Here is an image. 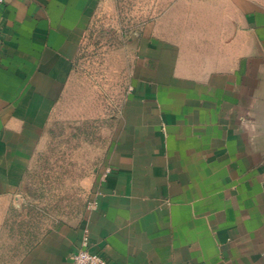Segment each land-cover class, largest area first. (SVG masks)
<instances>
[{
    "label": "crops",
    "instance_id": "0c3cea01",
    "mask_svg": "<svg viewBox=\"0 0 264 264\" xmlns=\"http://www.w3.org/2000/svg\"><path fill=\"white\" fill-rule=\"evenodd\" d=\"M110 3L0 7L2 212L22 208L88 27ZM129 45L131 84L93 207L45 231L5 218L0 264H71L85 230L107 264H264V0H171Z\"/></svg>",
    "mask_w": 264,
    "mask_h": 264
},
{
    "label": "rangeland",
    "instance_id": "374dc122",
    "mask_svg": "<svg viewBox=\"0 0 264 264\" xmlns=\"http://www.w3.org/2000/svg\"><path fill=\"white\" fill-rule=\"evenodd\" d=\"M168 1L111 0L91 22L62 113L48 127L22 185V208L0 209V236L11 234L1 226L5 218L10 225L30 220L43 231L56 220L83 219L114 138L112 116L130 88L135 54L129 40Z\"/></svg>",
    "mask_w": 264,
    "mask_h": 264
},
{
    "label": "built area",
    "instance_id": "2783aa9c",
    "mask_svg": "<svg viewBox=\"0 0 264 264\" xmlns=\"http://www.w3.org/2000/svg\"><path fill=\"white\" fill-rule=\"evenodd\" d=\"M11 1L15 0H0V7ZM109 172V169H105L100 176L101 179L104 180ZM93 205L94 203L92 201L89 208L91 209ZM71 264H107L104 257L93 251L90 233L88 230H85L82 236L79 249L72 255Z\"/></svg>",
    "mask_w": 264,
    "mask_h": 264
}]
</instances>
